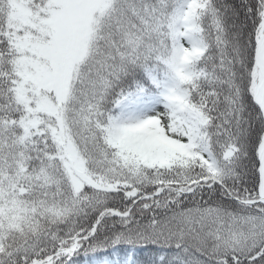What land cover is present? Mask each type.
<instances>
[{"label":"snow or ice","instance_id":"1","mask_svg":"<svg viewBox=\"0 0 264 264\" xmlns=\"http://www.w3.org/2000/svg\"><path fill=\"white\" fill-rule=\"evenodd\" d=\"M139 251L264 264V0H0V264Z\"/></svg>","mask_w":264,"mask_h":264},{"label":"trees","instance_id":"2","mask_svg":"<svg viewBox=\"0 0 264 264\" xmlns=\"http://www.w3.org/2000/svg\"><path fill=\"white\" fill-rule=\"evenodd\" d=\"M123 246L121 247V255H123ZM138 261L141 262V264H145L146 261L150 260L149 254L146 251H139L137 252V257ZM77 264H84L83 257H79L77 259Z\"/></svg>","mask_w":264,"mask_h":264}]
</instances>
